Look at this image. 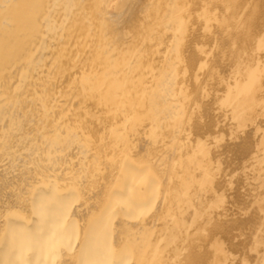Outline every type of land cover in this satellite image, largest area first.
I'll return each instance as SVG.
<instances>
[{"label":"bare ground","instance_id":"6f19581e","mask_svg":"<svg viewBox=\"0 0 264 264\" xmlns=\"http://www.w3.org/2000/svg\"><path fill=\"white\" fill-rule=\"evenodd\" d=\"M0 264H264V0H0Z\"/></svg>","mask_w":264,"mask_h":264}]
</instances>
